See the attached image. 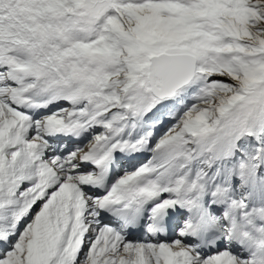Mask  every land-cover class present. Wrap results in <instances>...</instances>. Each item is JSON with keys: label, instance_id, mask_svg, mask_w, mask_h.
<instances>
[{"label": "snow or ice", "instance_id": "obj_1", "mask_svg": "<svg viewBox=\"0 0 264 264\" xmlns=\"http://www.w3.org/2000/svg\"><path fill=\"white\" fill-rule=\"evenodd\" d=\"M0 264H264V0H0Z\"/></svg>", "mask_w": 264, "mask_h": 264}]
</instances>
